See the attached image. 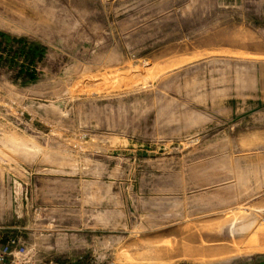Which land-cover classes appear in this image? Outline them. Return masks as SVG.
Here are the masks:
<instances>
[{
	"label": "rangeland",
	"instance_id": "1",
	"mask_svg": "<svg viewBox=\"0 0 264 264\" xmlns=\"http://www.w3.org/2000/svg\"><path fill=\"white\" fill-rule=\"evenodd\" d=\"M245 58L264 0H0V234L59 264H264Z\"/></svg>",
	"mask_w": 264,
	"mask_h": 264
},
{
	"label": "built area",
	"instance_id": "2",
	"mask_svg": "<svg viewBox=\"0 0 264 264\" xmlns=\"http://www.w3.org/2000/svg\"><path fill=\"white\" fill-rule=\"evenodd\" d=\"M0 264H59L51 258L33 259L19 237L0 234Z\"/></svg>",
	"mask_w": 264,
	"mask_h": 264
},
{
	"label": "crops",
	"instance_id": "3",
	"mask_svg": "<svg viewBox=\"0 0 264 264\" xmlns=\"http://www.w3.org/2000/svg\"><path fill=\"white\" fill-rule=\"evenodd\" d=\"M245 59H242L247 62V68L245 69L255 81L252 82L251 86H248L247 89L243 90V93H251V98L256 99L255 101H257L256 105H261V103H264V80L260 79L261 77H264V59Z\"/></svg>",
	"mask_w": 264,
	"mask_h": 264
}]
</instances>
